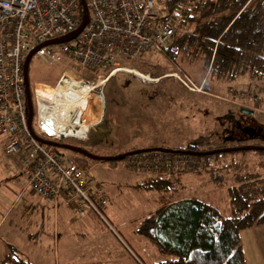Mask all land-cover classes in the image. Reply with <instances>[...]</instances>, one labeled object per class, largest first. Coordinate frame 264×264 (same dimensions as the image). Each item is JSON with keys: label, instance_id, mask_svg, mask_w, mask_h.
Returning <instances> with one entry per match:
<instances>
[{"label": "rangeland", "instance_id": "374dc122", "mask_svg": "<svg viewBox=\"0 0 264 264\" xmlns=\"http://www.w3.org/2000/svg\"><path fill=\"white\" fill-rule=\"evenodd\" d=\"M140 62L144 63V58L130 62L124 66L130 69L128 73H115L98 88L95 92L99 96L95 98L97 104L88 105L82 115V120L89 127L81 135L65 137L67 143L83 146L89 152L102 156L150 144L165 147L184 144L199 134L216 133L210 137L214 143L217 140L214 138L223 135L221 126L228 127L221 118H215L217 114L212 110L216 103L220 111L230 109L240 121L264 132L261 86L255 88L254 95H246L245 89L230 95H214L196 85L199 78L186 77L193 85L190 90L169 74L166 67L150 68L140 65ZM67 69L64 64L48 63L35 55L29 63V83L44 82L38 85V99L46 119L43 130L48 135H54L58 130L72 102L67 86L61 91L67 101L64 99L61 103L51 91L56 85L54 82ZM137 74L150 76L152 82L141 79ZM166 75H172L171 79L180 84L176 91L168 86L172 83L170 79H162ZM157 76H161L162 80L157 78L160 82L152 78ZM85 80L89 86L97 83L96 78L85 77ZM52 93L54 95L50 97ZM240 110L254 113L243 114ZM222 142L224 145L232 144L230 141ZM249 143L264 145V140L253 139ZM60 153L87 168L88 180L100 184L105 190L108 197L103 214L107 224L93 212H76L63 199L54 205L34 193L27 185V173L16 177L8 174L7 169L17 172L18 168L15 158L5 152L4 137L0 135V167L5 162L8 164L4 172L0 170V258L9 250H15L22 258L35 264H112L114 260L123 264H140V260L143 264H157L162 259L161 255L146 237L137 232V228L144 215L166 202L160 197L163 186L144 182L148 175L132 174L116 160H94L61 148ZM211 157L223 159V162L231 158L245 159L252 166L258 161L251 150ZM214 173L183 172L178 179H170L166 184L169 188L164 191L166 198H171L169 195L174 192H178L172 196L175 199L180 195L194 194V197L204 199L228 216L230 208L224 192L227 184L214 185L212 176H216V181L223 179L220 172ZM224 176L231 182L230 176ZM241 244L247 264H264L263 225L243 230Z\"/></svg>", "mask_w": 264, "mask_h": 264}, {"label": "built area", "instance_id": "2783aa9c", "mask_svg": "<svg viewBox=\"0 0 264 264\" xmlns=\"http://www.w3.org/2000/svg\"><path fill=\"white\" fill-rule=\"evenodd\" d=\"M84 1L86 14L80 0H0V135L5 152L27 170V185L34 193L54 205L63 199L76 212H93L107 224L103 209L108 196L100 184L88 180L89 170L40 142L29 130L25 59L38 48L35 56L68 68L54 85L82 88L89 84L85 77L106 82L113 73L124 72L130 62L151 51L162 52L175 30L173 23L160 15L168 8L167 0ZM84 16L87 23L75 39L44 45L74 33ZM172 75L192 90L186 77ZM40 83L44 82L29 83L35 105L32 122L45 138H65L43 131L46 119L38 99ZM97 90L92 92L95 98ZM85 110L86 106L73 112L70 128L74 132L81 128ZM119 163L136 175L158 177L200 167V161L191 155L156 149L132 153Z\"/></svg>", "mask_w": 264, "mask_h": 264}, {"label": "trees", "instance_id": "16d2710c", "mask_svg": "<svg viewBox=\"0 0 264 264\" xmlns=\"http://www.w3.org/2000/svg\"><path fill=\"white\" fill-rule=\"evenodd\" d=\"M167 4V10L160 15L163 20L173 23L174 35L162 52L151 51L141 57L145 62H140V65L150 68L164 66L169 74L199 78L196 85L214 95H230L241 89H245L246 95H254L255 88L261 86L260 94L264 99V0H167ZM157 58H162V61ZM171 78L162 79H170L172 83L168 86L176 91L180 84ZM30 91L35 117L32 88ZM214 106L211 110L217 114L215 118H221L228 126H221L222 137L214 138L219 141L211 142L210 137L216 133L207 136L199 134L184 144H171L169 147L150 144L144 148L131 147L112 153L117 155L136 149L160 147L177 150L169 153L188 154L200 161L197 170L187 172H215L214 175L220 172L223 179L216 181V176H212L213 184L219 187L227 184L224 192L230 214L225 216L217 207L194 196L182 197L174 202L182 196L175 199L172 196L178 192H174L168 194L171 198H166L164 191L169 189L166 184L170 179H178L184 170L163 177L145 178L144 182L163 186L160 197L166 200L163 205L144 215L137 228V232L146 237L163 257L157 264H247L241 232L253 226H264V150H251L258 158L253 166L245 159L231 158L223 162V159L211 157L226 152L206 156L186 152L226 147L222 142L223 136L227 128L240 119L235 117L234 111H220L217 103ZM215 122L219 126L218 121ZM32 127L37 135L44 137L35 122H32ZM54 148L60 152V148ZM224 174L230 176L231 182ZM172 240L178 246L170 243ZM0 264L35 263L25 260L15 250H9L0 258Z\"/></svg>", "mask_w": 264, "mask_h": 264}, {"label": "water", "instance_id": "95a60500", "mask_svg": "<svg viewBox=\"0 0 264 264\" xmlns=\"http://www.w3.org/2000/svg\"><path fill=\"white\" fill-rule=\"evenodd\" d=\"M81 5H82V9H83V13L86 14L87 12V8L85 5V1L84 0H80ZM87 23V19L84 16L81 25L79 26V28L72 34L63 37L61 39L55 40V41H51V42H47L44 45H55V44H60V43H66L69 42L73 39H75L78 34L82 31V29L84 28L85 24ZM38 48H36L35 50L31 51L28 56L25 59L24 62V68H23V72H24V81H25V94H26V105H27V123H28V127L29 130L31 131V133L33 134V136L39 140L40 142L50 145L52 147H56V148H61V149H67L70 151H74V152H78L88 158L94 159V160H101V161H112V160H120L122 159L124 156L128 155L129 153H138V152H143V151H147L148 149H136V150H132L130 152H125V153H121V154H117V155H109V156H102V155H96L94 153L89 152L88 150H86L85 148L78 146V145H72V144H68V143H61L52 139H48L45 137H41L39 135H37L32 127V121H33V116H34V107H33V103H32V98H31V91H30V84H29V79H28V70H29V63L31 58L33 57L34 53L37 51ZM246 113L252 114L253 111H247V110H242ZM244 132L246 134L247 137H261V139L264 140V132L261 133L259 132L255 127L253 126H246V128H244ZM156 150H160V151H164V152H174L177 150H172V149H167V148H154ZM239 150H264V145H258V144H248V145H242V146H238V147H221V148H216V149H212V150H208V151H186L189 154L192 155H200V156H206V155H213L217 152H231V151H239Z\"/></svg>", "mask_w": 264, "mask_h": 264}, {"label": "bare ground", "instance_id": "6f19581e", "mask_svg": "<svg viewBox=\"0 0 264 264\" xmlns=\"http://www.w3.org/2000/svg\"><path fill=\"white\" fill-rule=\"evenodd\" d=\"M128 70H130V69L126 68L124 72L128 73L127 72ZM115 73H117V72H115ZM115 73H113L112 76H114ZM132 75H134V74H132ZM137 75H140V74H137ZM140 76H141L140 78H145L149 82H152V80L150 79V76H146V75H143V76L140 75ZM166 76L168 77V76H172V75H166ZM159 79H155V80L159 81ZM106 82H104L103 80H99L96 83V85H94L93 87H91L89 85H85L82 88H75V87L67 86L68 90L71 91V94H72V102H71V105H70V107L68 109V112L66 114V118L63 120L62 124L59 127L57 136H61V137L62 136H64V137H67V136H78V135H81V133H83L84 131L87 130V128L89 127V124H87L85 121L82 120L81 128L79 130H77V132H73L74 130L72 128H70V124L72 123L71 119L73 117V112L75 110H77V109H84L85 106H86V109H87L88 105L97 104V101L95 100V96L92 95V92L95 91V89L100 88ZM64 88H66L65 85H61V84L57 85L56 84L54 89L52 90V92L55 93L57 98L60 100V103H61V100L65 99L63 97V94L61 93L62 89H64ZM53 93H52V96H50V97H53V95H54ZM89 100H91L92 102H89ZM59 106H60V104H59ZM67 125H69L68 128H67Z\"/></svg>", "mask_w": 264, "mask_h": 264}, {"label": "flooded vegetation", "instance_id": "af4514ba", "mask_svg": "<svg viewBox=\"0 0 264 264\" xmlns=\"http://www.w3.org/2000/svg\"><path fill=\"white\" fill-rule=\"evenodd\" d=\"M246 126H252V125L245 124L242 121H234L232 123L231 127L227 128V130H226L227 132L223 136V139L226 142L230 141V143H232V144L231 145H226V147H238V146L248 145V144H258V145H260L259 143H249L253 139H257V140H260V141H263V139H261V137H250V138L247 137L245 132H244V128H246ZM58 130H59V128H58ZM58 130H56V132L54 134L55 136H57ZM52 140H55V141H58V142H61V143H67V141L64 138L52 139ZM81 147H83V146H81Z\"/></svg>", "mask_w": 264, "mask_h": 264}, {"label": "crops", "instance_id": "0c3cea01", "mask_svg": "<svg viewBox=\"0 0 264 264\" xmlns=\"http://www.w3.org/2000/svg\"><path fill=\"white\" fill-rule=\"evenodd\" d=\"M2 137V136H1ZM11 156V155H10ZM11 157H13V156H11ZM16 160V159H15ZM17 161V160H16ZM15 161V163L17 164V168H18V170H16L17 172H15V171H12V168H10V171H9V169H7V173L8 174H10L11 176H14V177H16V176H18V175H23L24 176V174H26L27 173V177H28V172L25 170V169H23V167H21L20 166V164L18 163V161L16 162ZM2 164V163H1ZM5 164V165H4ZM4 164H2L3 165V167H0V170L2 171V172H4L5 170H6V167L5 166H8V164H6V162L4 163ZM96 164V163H95ZM9 165H10V163H9ZM5 167V169H3ZM28 180V179H27ZM194 196V194H188V195H184V196H180L179 198H177L176 200H174V202H176V201H178L179 199H182V197H184V198H191V197H193ZM198 198V197H197ZM198 199H200V198H198ZM201 201H203V202H205V203H207V204H210V205H212L211 203H209V202H206L204 199H200ZM212 206H214V205H212ZM214 207H216V206H214ZM217 209H219V208H217ZM248 229V228H247ZM30 233V232H29ZM170 243H172L173 245H175V246H178V244H177V242L175 241V240H172V241H170ZM162 257V256H161ZM136 258V257H135ZM163 258V257H162ZM137 259L138 260H140L138 257H137ZM137 259H136V261H137ZM161 260V259H160ZM138 262V261H137ZM112 264H123V263H121L119 260H114V261H112ZM140 264H143L142 263V261L140 260Z\"/></svg>", "mask_w": 264, "mask_h": 264}]
</instances>
